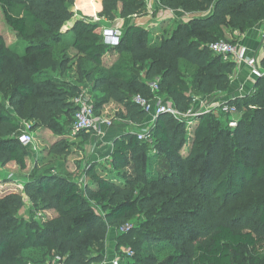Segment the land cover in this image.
Listing matches in <instances>:
<instances>
[{"label": "trees", "instance_id": "obj_1", "mask_svg": "<svg viewBox=\"0 0 264 264\" xmlns=\"http://www.w3.org/2000/svg\"><path fill=\"white\" fill-rule=\"evenodd\" d=\"M73 2L0 0L16 37L7 45L0 33V83L6 91L4 104L0 101V167L8 162L27 167L31 149L18 140L21 121L58 137L49 153L68 154L72 99L82 88L45 64L57 61L62 72L69 48L81 56L75 63L79 81L83 62L93 64L84 74L91 98L103 91L104 101L118 103L124 118L139 124L148 115L132 98L152 99L147 83L155 78L156 94L180 114L192 109L195 97L227 91L235 64L207 45L227 40L224 27L243 33L264 20V0H159L169 10L198 15L175 19L173 29L155 42L148 29L126 26L113 47L117 60L108 67L102 57L111 49L102 41L100 23L78 19L64 29ZM102 5L100 15L108 20L144 10L143 0H102ZM137 70H144L142 78ZM229 103L239 114L236 126L222 125L214 113L202 114L192 120L198 123L185 149L187 121L160 113L150 139L138 140L135 131L114 139L106 173L93 163L78 175L32 169L21 193L0 195V264H46L53 255L52 264L57 257L64 264L102 263L110 231L122 235L117 247L133 251L132 257L119 256L117 264H243L247 256L252 264H264V194L243 208L230 205L251 182L264 183V77ZM92 104L98 115L100 105ZM89 132L79 134L87 140ZM149 141L153 151L147 150ZM79 177L85 178L82 184ZM26 200L29 210L57 214L42 226L29 222L16 214Z\"/></svg>", "mask_w": 264, "mask_h": 264}, {"label": "rangeland", "instance_id": "obj_2", "mask_svg": "<svg viewBox=\"0 0 264 264\" xmlns=\"http://www.w3.org/2000/svg\"><path fill=\"white\" fill-rule=\"evenodd\" d=\"M152 1L159 2V0H147V2H144V8H147L149 6L151 7L153 5L151 3ZM142 14L143 15L139 17V20L140 19H141L140 21L145 20V24L147 25L150 31V37L153 39V42L156 41V38H158L160 34L169 33L175 26V24H173L174 20L172 21V24L170 25L169 23L170 19L167 18L165 15L161 16L155 12L153 14H149V13L146 14V12ZM144 15L145 16L148 15V17H145ZM99 17H102V16H99ZM98 20L99 19L97 18V19H94L93 21L99 23ZM103 24L104 25L102 26H104L105 28L117 27L115 25L113 26L110 24H107V25H105V23ZM66 27L67 26H64V29H66ZM102 29L103 27H101V32H102ZM0 33L7 45L13 43L16 39L14 32L6 24L3 18V15L1 13V10H0ZM227 41L229 42L234 41V39L229 38L227 39ZM109 48L113 49V46H110ZM107 53L108 55L107 57H105L104 63L112 66L117 60L116 53L111 52V50L107 51ZM66 57L70 58L69 63H68L69 66L67 65ZM77 57H81V56L79 54H76V51L74 49L69 48L66 51L65 56H63V58L65 59L66 67L64 68L62 72H60L59 69L57 70V65H58L57 61H55L52 64L50 62H46L45 66L48 68H51L52 69L51 73L54 75H58V77H60L61 79L65 81L74 82V83L78 82L80 83L79 85L82 89L90 90L92 86L91 81H86L84 79V74L87 69H90L93 67V64L87 61L83 62L82 73H81L82 76L79 81L78 78L80 76L76 71L78 65L75 64ZM143 71L142 72L138 70L136 71L141 78L143 77ZM5 93H6L5 89L1 87V83H0V101L3 104L5 100L3 98V95H5ZM91 94L93 97L92 99L93 103H96V104L98 103L101 109L106 108V110L108 111V114L105 116H108L110 120L115 121L117 118L124 120V114L121 110L123 107L117 104H109L108 101L110 99L107 101H104L106 99L105 97L106 95L105 96L103 95L104 94L103 91L98 90V91H94ZM224 95H225V92H222V93L216 92L212 96H204V97L198 96V97L201 98V100L204 101L205 104H207L208 102L209 103L214 102V101L218 102L221 98L224 97ZM166 103H168V100H166ZM214 112H215L214 113L215 119L220 120L219 122L222 125H227L228 127H229L228 121L231 119H235L239 116V114L237 113L235 115H231L230 117L225 118V117H222L223 115H221V111L219 109H215ZM99 113L101 112H98L97 116L101 117ZM151 119H152L151 116L148 115V122L144 125L145 127L149 128L152 125L154 121L151 122ZM185 120L187 121V132L185 135V142L182 147L183 149L192 145V141L190 138L192 137L193 128L195 127L193 122H196V121H192V118H187ZM24 123H25L24 121H21L19 125L22 126V124ZM26 127L27 126L24 125V128ZM132 128L136 130L135 129L136 127H132ZM26 132L29 133V135L31 136V142L28 144V147H30V149L33 152L32 155L30 156L28 155L29 167L23 172H20V170L18 169L16 170L11 167L7 169V172L2 171L3 174L0 177V195H5L7 193H10L13 190L20 192L21 189L17 187V182L13 181V179H18V178L23 179L26 175H28L32 171V169H34V171H37V172L42 171L44 169H52L53 171H58L64 175L70 174V173L73 175H78V173L83 172L91 163H93V161L90 159L91 158L90 152H91V149L95 147V144H92L91 147H89V145L85 147L83 146L81 142L80 143L71 142L69 144L70 147H69L68 154L66 153L65 155L58 156V155L49 153V149H50V146L52 144V139H53L52 137L55 135L54 133H52L50 130L44 129L43 127H39V128L34 127L33 129L26 128ZM70 133L72 134V131ZM147 139H150V137ZM153 145H154L153 141H149L147 150L149 149L153 151ZM98 164L99 165L97 166L98 167L97 169L99 170L100 173H106L107 170L111 169V167L109 166V164H107L106 161H101ZM158 167L160 169L161 163L159 164ZM162 167L164 168V166ZM84 180L85 178L83 177L78 178V182H80V184H82ZM261 194H264V183H259V182H256L255 180L254 182H251V184L245 186V188L242 190L240 195L232 198L230 205H234V208L235 207L243 208L246 205H248L249 201L260 197ZM26 203L27 204H25V206L16 213L17 216L24 217L25 220L29 222H33L39 226H42L46 220L53 218L57 214L54 210H49V211L29 210V207H28L29 204L27 200H26ZM244 229H249V224L246 225ZM125 231L126 230L124 228L120 232L124 233ZM117 236H119L120 237L119 240H121L122 235L117 234L114 231H110L109 235L107 236L106 245L102 249L103 258L106 259L104 264H107V262H110L113 259L117 260L119 256L120 257L123 256L127 258V257H132L133 255V251L131 249L127 247L120 248L116 246V243L118 241L116 240ZM126 241L129 242L128 240ZM262 253L264 254V248H263ZM55 258L56 257H54V255L51 256L50 258H48L46 264H52ZM119 260L122 261L121 259ZM100 263H97V264H100ZM242 263L252 264V262L249 261L248 256L245 257ZM190 264H196V263L191 262Z\"/></svg>", "mask_w": 264, "mask_h": 264}, {"label": "crops", "instance_id": "obj_3", "mask_svg": "<svg viewBox=\"0 0 264 264\" xmlns=\"http://www.w3.org/2000/svg\"><path fill=\"white\" fill-rule=\"evenodd\" d=\"M145 2V1H143ZM153 5L147 8H144V12L149 13V14H153L154 12L157 13L158 15H165L167 18H169V23L170 25L175 24V19H188L189 17L198 15L197 13H185L181 10H169L168 8L162 6L158 1H152L151 2ZM71 11L73 12V16L71 18V20L67 23V27H70L76 20L78 19H84V20H88V21H93L94 19H99V23L100 26L105 28L103 23H105V25L110 24V25H115L117 26L116 28H118L120 31H122L126 26L128 25H137V26H141L143 28L148 29L147 25L145 24V20L140 21L139 17L141 15H132L129 16L127 18H115L113 20H108L105 17H99L101 16V12L103 9V5H102V0H74L73 4L70 7ZM120 10V5L118 8V12ZM204 13V12H203ZM201 13V14H203ZM145 16V15H144ZM174 16V17H173ZM145 17H148V15H146ZM102 20V21H101ZM163 20V19H162ZM149 30V29H148ZM224 32H225V39H236V41L234 43L239 44L240 46H244L247 49V53L250 57H254V68L248 65H244L241 64L240 66H238L237 68H235L232 72V75L230 76V84H229V88L227 89V91H225V95L224 98L227 97H233V98H238V97H243L247 94H249L252 91V87L256 81L257 78L259 77H264V20H261L259 22H257L253 27L247 29L246 31H244L243 33H238L235 31H231L229 30V28L224 27ZM157 34V33H155ZM161 35V34H160ZM159 35V36H160ZM227 41V40H226ZM115 47V46H113ZM111 52H115L116 53V58L118 57L117 52L114 49H111ZM110 53V52H108ZM108 53L106 52V54L102 57V61L103 64L105 66H110L108 64L104 63V59L105 57H107ZM115 58V59H116ZM252 69H255L256 71H258L260 73V75H255L252 72ZM109 104H117L118 103L109 100L108 101ZM113 102V103H111ZM121 106V105H119ZM102 110V111H101ZM123 114H125L124 109H121ZM98 112L101 117L106 118L108 120H110L108 118V116H105L108 114V111L106 110V108L103 109H99ZM112 124L110 126H105L103 124H101L100 127V133L98 134L97 132L94 131H90L89 132V137L87 140H83V136L81 134H71L69 133L66 138H67V142L70 144L71 142H77V143H82L83 146H88L91 147L92 144H95V147H93L91 149L90 152V156H91V160L93 161V164H95L96 166V171L99 172V170L97 169L98 167V163H100L101 161H106L108 164L109 161V154L111 152L112 149V143L114 141L115 138H117L118 136H120L121 134H124L126 132H130L135 131L132 127H136L135 129L137 130L138 127L145 125L148 122V118H145L143 120V122L139 123V124H134L132 123L130 120H128L127 118L120 119L117 118L115 121H112ZM198 123V121L193 122L194 125H196ZM39 128V127H38ZM44 128V127H43ZM46 129V128H44ZM48 130V129H46ZM52 143L54 141H56L58 139L57 136H53L52 137ZM96 138V139H94ZM33 152L31 150V153L29 154L32 155ZM9 167L14 168V169H18L20 170V172H23L24 170L28 169L29 167V159L27 158V167L24 170H21L18 165L15 162H8L7 164H5L4 166L0 167V177L2 176L3 172L2 171H6L7 169H9ZM100 173V172H99ZM23 174V173H22ZM13 179V178H12ZM13 181L17 182V187L19 189H21L22 191V181L23 179H13ZM6 184V182H5ZM20 191V193H21ZM11 192H18L16 190H13Z\"/></svg>", "mask_w": 264, "mask_h": 264}, {"label": "built area", "instance_id": "obj_4", "mask_svg": "<svg viewBox=\"0 0 264 264\" xmlns=\"http://www.w3.org/2000/svg\"><path fill=\"white\" fill-rule=\"evenodd\" d=\"M144 1L147 2V0ZM101 36L104 44L116 46L120 41L121 31L116 27L103 28ZM207 46L208 49L214 54L220 55L224 61L233 62L235 64V68H237L241 64L251 67L254 66V57H250L248 55L246 47L240 46L237 43H232L226 40H218L209 43ZM252 72L255 75H260V73L255 69H252ZM147 84L150 87L151 91L154 93L152 99H146L140 95H136L132 98V100L135 104L142 108L147 115L151 116V122H153L156 116L160 113H167L173 116L182 117L184 119L192 118V120L196 119L202 114L215 113V109H219L221 111V114H224L227 117L237 114L236 106L229 103V100L233 99V97H223L218 102L214 101L209 104H205L204 101L201 100V98L195 97L193 100L192 109L187 113L180 114L175 110L173 106H171L169 103H166V100H164L163 97L156 94V92H158L159 90L158 78L149 81ZM72 102L76 106L71 128L72 134H77L82 131H94L99 134L101 124L105 126L111 125L112 122L110 120L95 115L93 110L92 98L88 90L82 89L81 91H79L72 99ZM236 121L237 118L229 120V127H235ZM24 125L27 126V129L29 128V124L27 123H24L22 124V126H20V134L18 136V140L22 145H28L31 142V136L26 132V128H24ZM149 130L150 127L148 128L144 125L138 127V129L135 130L137 139L144 140L149 138ZM56 261V264H64L58 257ZM104 263L105 262H102L101 264ZM107 264H117V261L116 259H113L112 261L107 262Z\"/></svg>", "mask_w": 264, "mask_h": 264}]
</instances>
